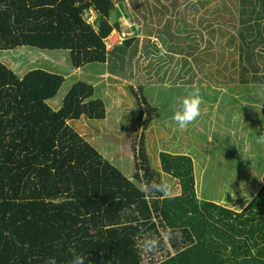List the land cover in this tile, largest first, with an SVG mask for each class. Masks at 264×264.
Instances as JSON below:
<instances>
[{"label":"trees","instance_id":"16d2710c","mask_svg":"<svg viewBox=\"0 0 264 264\" xmlns=\"http://www.w3.org/2000/svg\"><path fill=\"white\" fill-rule=\"evenodd\" d=\"M123 3L129 5L123 13L135 24L134 33L108 50V36L123 31L114 14L117 6L125 9ZM199 3L205 0H0V49L68 50L75 68L106 63L108 72L132 77L140 93L145 81L183 88L197 80L190 74L193 61L206 57L202 43L209 46L214 36L228 40L231 35L222 30L231 29L241 79L250 75L264 82V0H219L220 20L208 9L197 17L192 11L196 35L186 25L190 9H199ZM181 11L180 19L173 20ZM230 41L219 46L228 47ZM225 54L210 58L222 62ZM63 80L38 67L18 75L0 61V264H44L50 256L67 264L75 253L86 254L90 264H228L211 242L231 246L234 264H264V250H251L264 239V172L253 196L234 209L198 197L189 154L160 150L159 168L152 167L141 137L138 151L132 147L134 171L126 176L68 124L82 115L105 116L104 102L91 83L77 80L59 107L47 104ZM128 90L141 108L142 96ZM146 108L142 120L148 124L156 107ZM240 119L235 116L234 122ZM239 161L222 163L237 173ZM206 170L214 175L209 165ZM161 172L176 180L178 194L163 198L141 191L146 181H164ZM247 222L257 229L245 233L235 227ZM169 230L173 238L160 241L163 254L145 262V237Z\"/></svg>","mask_w":264,"mask_h":264},{"label":"rangeland","instance_id":"374dc122","mask_svg":"<svg viewBox=\"0 0 264 264\" xmlns=\"http://www.w3.org/2000/svg\"><path fill=\"white\" fill-rule=\"evenodd\" d=\"M219 0H205L204 4H197L199 9H190V16L186 20L188 21L186 28L189 32H193L197 35L195 21L191 17V12L195 10V17L202 12L208 13V10L214 11L219 14L217 20L223 19V15L220 13V9L217 6ZM125 9H119L116 7L114 12L117 19H120L122 32H117L116 40L118 43L128 35L134 33L133 26L128 18L124 17L122 12L127 9V4H124ZM195 6V5H194ZM208 9V10H207ZM199 12V13H198ZM198 13V14H197ZM147 14V12H146ZM168 14V12H167ZM184 14L181 11L179 14L172 15L173 20L180 19V16ZM142 20L139 22L137 31H140L142 27ZM224 27L223 23H220ZM219 26V25H218ZM201 29V27L199 28ZM225 35H231V38L224 40L219 36H214L209 46L206 43H202V52L204 54L202 58L206 61H202V67L200 66V60L193 61L194 69H192V79L198 77L197 80H193L195 85H186L181 88L182 85H175L170 83H152L143 82V89L139 93L138 83L133 82L132 77L126 76L125 71H117L115 73L104 71V67L99 62L88 63L82 65L81 68L76 69L70 62V51L64 49H39L30 47L28 45H19L12 49H0V61L10 67L16 74L23 75L26 71L32 68H43L52 72L63 75V82L57 92V94L47 100V104L52 108L59 107L61 99L70 85L77 80H84L89 82L95 88V96L102 98L105 106V116L101 119L90 118L82 115L78 119H72L68 121V124L74 128L81 136H83L91 146L106 158L110 163L116 166L124 175L131 176L134 171V159L132 155V147L134 151L140 148V138H143L144 147L147 150L150 164L152 167L158 169V153L160 150H165L173 153H187L194 161V169L200 172L198 177V190L203 198H212L215 194L216 197L225 198L229 200L230 196H220V190L225 195L233 190V187L229 184V173L231 169L225 165L222 167L219 175H211L209 172L203 170L201 163L205 160L208 152V147L213 141V138L218 137L221 129L225 125L226 117L231 113L233 108L239 107L240 104L247 103L246 97L251 94L258 96L254 100L264 99V83L257 79L250 88H244L240 83L238 76L239 60L238 54L233 50L232 40L234 30L226 29ZM192 33V34H193ZM138 35H142L141 33ZM152 40L156 41V36L153 34ZM230 41L228 48L225 44L223 47L219 46V42ZM224 50H219V49ZM226 53L224 61L220 62L210 58L212 54L214 57L219 53ZM205 59H208L205 60ZM213 59V60H211ZM217 59V58H216ZM211 60V61H210ZM198 61V62H197ZM165 67L167 63L164 64ZM174 68L168 67L170 70ZM107 73V75H106ZM128 74V71H127ZM187 76V75H186ZM264 79V77H263ZM214 86L213 89L208 86ZM239 85L234 90H222L216 87H223L222 85ZM134 89L142 96L144 103H142V115L139 104L137 103L134 95L130 89ZM181 88V89H180ZM199 89L203 97V103L201 105L200 116L188 126L186 130H180L175 122L172 120V116L180 101L185 96L189 95L194 89ZM219 93V94H218ZM238 93V94H237ZM242 93L241 96L239 94ZM218 94V95H217ZM224 95L220 98V95ZM229 97H238L237 103H233ZM217 95V96H216ZM251 101V97H249ZM147 106L156 107V111H152L149 116V122L146 124L142 120L147 114ZM255 117L253 119L256 126H251L250 137H256L264 134V116L262 115V109L257 104L254 107ZM144 115V116H143ZM233 116V115H232ZM240 114H238V117ZM247 146L244 143L242 146L235 147L231 154L246 151ZM261 151V150H260ZM264 152V149H263ZM262 158V160H261ZM235 162H237L235 160ZM255 162V161H252ZM218 166H223L218 164ZM264 172V154L262 157H258L257 164V181L250 183V190H257L261 184V174ZM256 173V169L248 166L242 169L244 180L247 181L246 176L251 177ZM162 180H169V175L161 172ZM213 178H215L213 180ZM173 179V178H172ZM175 180V179H173ZM176 181V180H175ZM231 182V180H230ZM237 184L235 183V186ZM219 190V191H216ZM216 191V192H214ZM250 232H253L250 231ZM264 240V239H263ZM142 247V245H141ZM163 250L159 247L152 253L146 254L143 249V258L145 262H155L162 254ZM233 264V263H232Z\"/></svg>","mask_w":264,"mask_h":264},{"label":"crops","instance_id":"0c3cea01","mask_svg":"<svg viewBox=\"0 0 264 264\" xmlns=\"http://www.w3.org/2000/svg\"><path fill=\"white\" fill-rule=\"evenodd\" d=\"M90 12L93 11L92 9H90ZM123 16L124 13L122 12ZM125 17V16H124ZM117 37V32L116 31H112V33L108 36V41L106 44V48L108 50H111L116 44H118V41L116 40ZM94 63V62H93ZM104 67V71L107 70V64L106 63H101ZM81 67V66H80ZM77 67L76 69L80 68ZM108 72V70H107ZM241 67L239 66V70H238V76H239V80L241 81L240 83L243 85L242 87L244 88H250L254 82H255V78H252L250 75H245V77L247 78L245 80V78L242 80L241 76ZM107 75V73H106ZM264 82H262L263 84ZM187 85H191L192 87L195 85L194 82H190ZM211 84H208L209 87H211V89H213L212 86H210ZM185 89H186V85ZM223 87L219 88L216 87L217 89H222V90H234L236 89L237 86L239 85H222ZM194 89V88H193ZM219 94V93H218ZM217 94V95H218ZM238 94V93H237ZM237 94H235L234 96H236ZM216 95V96H217ZM242 93L239 94V96H241ZM225 96L227 98L230 99V101H232L233 103H237L239 105V103L237 102V98L238 97H229V95L225 94ZM224 95H220V98H223ZM247 103L245 104H240L239 107L237 108H233L231 110V113L226 117L225 120V125L224 127L221 129L219 136L213 138L212 143L210 144V146L208 147V152H207V156L205 158V160L203 161L202 166H203V170L205 171L206 167L209 165L212 169H213V173L214 175H218V171L220 169H222V167L225 166V164H223L222 162L224 161H228V160H232V162H235V160H240V166L236 169L237 173L233 170L232 168V172L229 173L230 178L228 179L229 184L233 187V190L229 193V195H225L224 192H222L221 190H216L219 191L221 193L220 196L226 197V196H230L229 200H224L225 198L222 197H216L215 194L213 195V197L215 199L212 198H204V199H209V200H213V201H217L220 202L226 206H230L234 209H240L247 200H249L253 194L256 192V190L251 191L250 190V183L252 182H248L246 180H244L243 178V174H242V169H245L248 166H251L253 168L256 169V173L254 175H252L251 177L246 176V179H252L257 177V164H258V157H262L264 152V144L261 143H257V138L254 137H250V128L251 126H256L253 119L255 117V112H254V107L258 104L260 106V108L262 109V115L264 116V100H260L259 102H255V101H251L249 99V96L246 97ZM238 114H240V119L237 123L234 122V117L238 116ZM233 115V116H232ZM244 143H246L247 149L244 152H238L235 154H231L230 151H232L235 147H239L242 146ZM261 150V151H260ZM219 154L223 155V157L225 159L228 160H220L219 161ZM212 160V162H211ZM262 160V158H261ZM255 161V162H252ZM218 164H222L223 166H218ZM193 167H194V161H193ZM227 169H231L229 166L225 167ZM194 174L196 176V191L198 194V197H201L199 190H198V177L200 176V172H198L196 169H194ZM215 178H213L214 180ZM231 180V182H230ZM169 183H171L173 185V192L172 194H178L179 193V185L178 183L173 180L172 178H169V180H167ZM235 183L237 184L235 186ZM214 191V192H216ZM236 228H238L240 231H243L245 233H250V231L253 230V232L257 229V226L253 223V222H247L245 224H236L235 225ZM210 247L213 249H218L221 253V255L223 256V258L227 261L228 264H234L235 260L232 256V247L231 246H227L225 244L222 243H210ZM255 249V250H253ZM257 249H261L258 245H256L254 248H252V251H256Z\"/></svg>","mask_w":264,"mask_h":264},{"label":"clouds","instance_id":"9594fccd","mask_svg":"<svg viewBox=\"0 0 264 264\" xmlns=\"http://www.w3.org/2000/svg\"><path fill=\"white\" fill-rule=\"evenodd\" d=\"M203 97L200 90L194 89L189 95L182 98L180 104L173 113L172 120L180 130H186L201 114V105ZM257 143L264 144V134L258 136ZM141 191L151 194H157L163 198H170L173 192V185L167 180L164 181H146L141 188ZM167 237L168 240L173 238L172 231L169 230L162 234V236L151 235L145 237L142 242V249L146 254L154 252L159 246L162 238ZM90 264L87 260L86 254L75 253L67 264ZM44 264H57L55 256L48 257Z\"/></svg>","mask_w":264,"mask_h":264},{"label":"bare ground","instance_id":"6f19581e","mask_svg":"<svg viewBox=\"0 0 264 264\" xmlns=\"http://www.w3.org/2000/svg\"><path fill=\"white\" fill-rule=\"evenodd\" d=\"M261 249H263L264 250V240L258 245ZM244 262H245V260H244Z\"/></svg>","mask_w":264,"mask_h":264}]
</instances>
